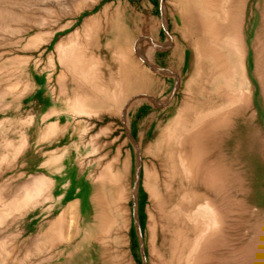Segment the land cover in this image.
I'll return each instance as SVG.
<instances>
[{"label": "rangeland", "instance_id": "374dc122", "mask_svg": "<svg viewBox=\"0 0 264 264\" xmlns=\"http://www.w3.org/2000/svg\"><path fill=\"white\" fill-rule=\"evenodd\" d=\"M82 1L85 4L81 3ZM78 3L81 4L77 6ZM93 4H96L94 10L84 11L77 16L79 9ZM124 5L125 0H0V14H3L2 17L0 16V212L4 216L11 210V214L0 217V243L2 241L0 264H88L89 248L83 241L86 232L84 219L89 215L87 210L96 189L99 195L107 191L105 196H110L113 182L109 171L121 170L123 179L126 178L127 182L125 149L121 153L118 152V147L124 140L122 131L116 126V117L103 106V102L101 105H95L97 110L91 115H78L66 106L64 94L67 90L63 89L58 81L62 69L55 47L61 38L77 30H84V21L89 17L99 15L101 35L113 33L112 29L118 30L120 19L115 13L118 9L121 12ZM128 5L137 15L145 13L146 17L158 24V28L162 27L161 24L166 25V28H161L158 52H155L154 58H152V52H149L147 58L149 55L153 63H156L163 71V73H156L157 79L161 83L165 79L170 84L165 95L159 97L157 101L171 95L169 102L177 103L181 97L189 95L188 92L186 94L189 79L186 74L188 58H184L185 63L179 85L175 83L174 77H164L163 74L168 71L166 59L171 56L174 48L178 49V54L183 58L185 54L188 55V50L183 52L184 46L194 48V44L198 41L202 50L209 47L207 38L203 35V28H200V20H197L195 14L192 18L191 12H187L188 16L187 13L183 14L175 0H128ZM142 5H149L150 12ZM116 6L118 8H115ZM226 6L227 20L217 25L224 30L225 34L231 32L239 43L241 51L238 70L234 72L233 67H229L231 65V60L227 58L230 54L229 48L220 50L226 56L225 60L228 59V63L225 64L228 66H226L228 74L226 78L228 77L229 83L225 81V84H222V92L219 93L212 88L215 84L211 82L215 81L218 70L207 68L209 62L204 60L206 50L202 52L201 63L205 69L202 77L205 80L197 87L192 86L195 91L193 95L196 100L205 104L207 109L213 110L221 123L216 131L209 133L207 130L202 134L203 147L205 146L204 169L202 168L200 172L202 177L198 175L200 178L197 177V180L178 182L177 188L171 189L168 193L165 192V197L170 194L169 197L174 196L175 199L188 194L189 199L197 201L194 200L196 205L209 203V201L210 204H217L216 209L220 213L223 224L217 238L218 242L216 241L217 244L211 250H207L208 255L206 254L203 264H264V0H230V4ZM189 17L197 22H190ZM71 23L74 24L65 31H59L60 28ZM53 34H55L53 42L47 45V41ZM41 38L44 41L41 42ZM92 42L94 47L105 53L102 48L103 40L100 42L101 45H98V41L97 44L94 40ZM167 42L171 43L169 47ZM29 43L34 45L30 46ZM51 58H53L52 61ZM101 67L105 72V67L103 65ZM206 77L210 79L211 87L204 83ZM202 87L205 89L203 97L199 93ZM229 97L233 98L231 105L226 102ZM98 100L102 101V98ZM163 108L165 107L154 109L145 105L139 110L133 122L132 129L136 143H138L139 132L145 129L147 134L138 154L133 148L131 149L132 168L131 175L128 176V179L130 177L134 180L140 157L143 168H141L140 182L142 183L138 209L140 231L134 222L131 234V253L137 264H158L156 252L153 251H157V248L159 250L162 235H157L154 245L146 236L148 212L153 213L154 205L150 202L142 180L145 177L146 167L152 174L154 169L159 170V163L150 154L149 149L153 143L151 137L153 130L156 129L160 120V117L154 120L152 115L162 113ZM174 110L175 106H172L169 113L172 114ZM43 115L48 118L45 116V119ZM54 122L59 125L58 133L48 138L50 141L48 144H44V138L41 135L51 124H55ZM97 134L100 135L97 136ZM78 135L83 138L82 153H90L91 157H83L81 168L74 170L72 146L73 141L78 139ZM97 145L100 146L99 152ZM114 149L118 153L117 156L119 155L116 158ZM103 154H106V157L97 164L95 160H99L101 156H104ZM112 159H118V161L113 162ZM109 160H112L111 163ZM88 161L91 162L90 165ZM104 164L106 167L103 166ZM109 164L112 165L111 170L107 168ZM106 172L109 173L106 174ZM103 173L104 178H107V180L104 179L105 183L103 179L100 181L95 178L97 176L99 178ZM152 177L155 176L152 175ZM41 179L45 181V187H47L45 196L31 202L32 204L30 203L26 209L14 212L9 207L11 202H17V199L20 201L26 192L25 188L30 191L34 188L35 182ZM211 181L217 183L213 184ZM210 184L215 189L212 190ZM75 200H79L81 204L79 219L82 220L80 226L83 227V231H80L77 238L73 237L77 223L71 216H67L65 227L63 226L61 232L63 239L55 240L51 244L50 242L55 239L54 236L57 239L58 233L52 234L48 230L51 228L49 226H52L55 218H58L63 205ZM133 205L134 203L131 202L132 207ZM3 211L5 212L2 213ZM45 230L47 234H44ZM151 247H154L153 251L149 249ZM106 248H109L107 250L109 253L106 251L104 256L98 255V264H120L121 261L117 255L111 252L113 251L111 245ZM121 260L126 263L125 259Z\"/></svg>", "mask_w": 264, "mask_h": 264}, {"label": "bare ground", "instance_id": "6f19581e", "mask_svg": "<svg viewBox=\"0 0 264 264\" xmlns=\"http://www.w3.org/2000/svg\"><path fill=\"white\" fill-rule=\"evenodd\" d=\"M175 2L179 4L183 14L191 12L192 18L193 14H195L197 20H200V28H203V35L207 38L208 45L210 47L209 48L206 46L208 49L204 48L202 50L200 44L198 43L199 41L197 42V44H194V42H192L196 47L194 46V48H191L188 45L184 46L183 52L185 53V51L188 50V55L185 54V56L182 58L178 54V49L174 48L172 50L171 56L166 59L168 71L163 75L164 77L167 76L169 78L171 76L174 77L176 81L175 83L179 85L182 78L181 75L183 72L185 59L188 58V60H186V63L188 64V71L186 72V74L188 75L189 79L187 81L188 84L186 94L188 92L189 97H181L177 101V103L174 102L172 104L173 101L169 102L168 99L172 97L171 95L165 97L164 99L161 98V101H157L159 97L165 95L170 87V84L165 79H160L163 81L162 83L157 79L156 73H163V71L156 65V63H153V59H150L149 55L147 58V54L149 52H152V58H154L155 52L157 51L159 43L161 42V28H166V25L161 24L162 27L158 28V24H155L149 17H146L144 15L145 13L137 15L135 11H133L132 8L128 5V0H125V5L123 9L121 8V12L120 9H118V12L115 11V14H118V18L120 19V26L118 27V30L113 31L112 29L111 32L113 33H105L102 34V36L99 30V15L89 17V19L84 21V30H77L75 31V33L69 34L65 38H61L58 45L55 47L58 55L57 58L62 69L58 77V81L63 86V89L66 88L67 90H65V96L63 95L64 100L66 101V106H68L69 110H74V112L78 115H91L92 113L96 112L95 110H97V107L95 105H101L103 102V106L107 108V110L112 113L113 116L116 117V126L122 131V139L124 140L123 144L118 147V152L121 153V151L125 149L127 182L125 181L126 178L123 179L124 176L122 175V171L119 169H116L117 171H112L110 168L112 165L109 164L110 166H107V168L109 167L108 169L111 170L109 172L110 177L112 176L113 182L110 196H105V193L107 191L105 193L102 192V195H99L97 189L95 190V193L92 194V196L90 195V207L87 210V212H89V215H87L84 219V221H86V225H84L86 226V232L85 236L83 237V241L88 244L89 248L88 264H98V255L102 254L104 256L106 251L109 250V248H106L107 246L109 247V245H111V247L113 248V251H111L112 249L110 251L114 252L121 262V259L126 260V263L120 262V264H137L135 258L132 257L131 253V234L134 222L137 229L140 231L138 209L140 184L142 183L140 182L142 167L139 155L138 163L136 166L137 168L135 169L136 175L134 180L132 178V181L130 177L128 179V176L131 175L132 168L131 149L133 148L138 154L147 135L145 132L146 130L143 129L141 132H139L140 134L138 143H136L132 129L134 119L136 118L139 110L145 105L151 106L154 109H157L161 106L165 107L163 108L162 113H153L154 115H152L153 119L160 117L156 129L153 130V134L151 136L153 138V143H151V147L149 149L150 154H152L154 156V159L159 163V170H155L153 168L154 173L152 174L146 167L145 177L142 180L144 182V189L146 192H148L150 202H152L151 204L154 205L153 213H151L150 211L148 212L149 219L147 222L146 236L151 239V243H153L154 245L157 240V235H162L160 244L161 248L159 247L158 250V248L156 247L157 251L152 250V248L154 247H151L149 249H151L153 252H156L158 264H203V261H205V256L207 257L208 255V253H206L207 250H211V248L215 247V245L217 244L216 241L223 224L220 213L216 209L217 204H210L211 202L209 201V203L196 205L195 203L197 201L195 199H189L188 194H184L182 197L174 199V196L169 197L170 194L168 197H165V192L168 193L171 189L177 188L176 186L180 182H187L190 180L194 181V179H196L198 175L201 176L200 172L203 168L205 147H203L202 143V134L207 130L209 131V133L216 131L221 123V121H219L220 119H218L214 115V111L210 110V108L207 109L205 104H202L201 101L196 100L195 96L193 95L195 94V91L192 86L197 87L199 84H202L203 80H205L202 77V73L204 74L205 72L204 66H202L201 63L202 52L206 50L205 55H203L205 56L204 60L209 62L207 63V68L210 70L213 68H217L218 70L215 81L211 82L215 84V87L212 88L221 93L222 84H225V81H227L226 83H229L227 79L228 77L226 78V76L228 75V66L225 63L228 59H230L231 65L229 67H233L234 72L235 70L237 71L239 66L241 48L239 47L237 39L231 32V34H225L223 32L224 30L220 29L217 25L218 23L225 22L227 20L226 5L230 4V0H175ZM81 3H83V1ZM80 4L78 3L77 6H79ZM83 4H85V2ZM95 6L96 4L88 6L86 5L81 9L78 8L79 10L77 9V16H79L84 11L94 10ZM142 6L145 10L150 12L151 7L149 5ZM115 8H118V6H116ZM1 15L3 14H0V16ZM196 17L194 18L196 19ZM188 20L190 22H194V19L191 20V17H189ZM73 24L74 23L68 24L63 28H60L61 30L59 31L63 32ZM192 26L195 27L196 25ZM54 36L55 34H53L52 37L47 41V45H50L53 42ZM101 39L103 40L102 48L105 50V53H103L102 50L99 51L96 46H93V40L94 42H96V44L98 41V45H101ZM36 40L39 39L36 38ZM42 40L43 38H41V42ZM200 43H202L201 40ZM29 44H31L30 46L34 45L33 43ZM170 44L171 43L167 42L168 47ZM225 47H228L230 52L227 60H225L226 56L224 55V53L222 54V52L220 51ZM150 48H152L151 51ZM52 59L53 58H51V61ZM101 65L105 67V72L102 71ZM231 73L232 72L230 71V74ZM209 80L210 79L206 77V82L204 83H206V85L209 84ZM211 82L210 84H212ZM204 90V87H202L199 91V93L202 94V97L204 96ZM100 98H102V101L98 100ZM229 98L226 100V102L231 105V103H233V98ZM172 106H175V110L172 114H170L169 109H171ZM211 109L213 108L211 107ZM215 111L218 112V110ZM49 114H51V112ZM44 117L42 118L44 119ZM46 117L48 118V116ZM58 129L59 125L55 123L51 124L45 131H43L44 133L43 135H41V137L44 138V144H48V142H50L48 138L55 136L58 133ZM99 135L97 134V136ZM82 140L83 138L78 135V139L73 141L72 149L74 150V170H79L81 168V159L83 157H91L90 153H82ZM90 141H92V139H90ZM94 143H96L95 140ZM104 146L105 145H103V147ZM97 147L99 152L100 146L97 145ZM114 152H116V150ZM94 153H92V155ZM117 154L118 153L116 152V154L114 155L115 158ZM103 155L104 156H101L99 160H95L97 164H100V160L106 157V154ZM112 160H109V163H111ZM115 160L118 161V159H114L113 162ZM90 163L91 162H89L88 165H90ZM103 166H105V164ZM206 169L205 171H207ZM109 172H106V174ZM209 172L211 173V171ZM152 175L155 177H152ZM104 176L105 174L103 173L99 176V178L98 176L95 178L100 179V181L103 179L104 182ZM110 177L109 181H111ZM105 180H107V178ZM211 182L213 183L214 181ZM212 186L213 185H211V189H215V187L212 188ZM33 187L34 188H31L30 191L26 190L25 188L26 192L25 194H23V198H21L20 201L19 199H17V202H11L9 207L12 208L14 212H20V210H23L24 208L26 209V207L30 206L29 204L31 202L36 201L38 198H43L45 196V193H47L45 181L42 179L37 180L35 182V186ZM208 187L210 188L209 184ZM214 192L216 191L214 190ZM214 192L213 194H215ZM195 197L196 196H194V198ZM131 202L134 203V207L131 206ZM80 206L81 204L79 200L71 201L66 205H63V209L60 215L58 214V218H55L52 226H49V228L51 227L50 229L47 228L52 234L58 233L57 239L56 236H54L55 239L50 242L51 244L54 243L53 241L55 240L63 239L61 232L65 227L64 223L67 216H71V218L77 223L73 234V237L77 238L78 234L83 228L80 226L82 224V220L79 219ZM9 211L11 212V210ZM4 212L5 211H3L2 213ZM10 212H8L7 214H11ZM7 214L3 216L0 212V217H5L7 216ZM45 231L46 233L44 234H47V230ZM80 244L82 245L83 242L81 241ZM2 248L5 249L4 247ZM74 249H76V246H74ZM107 252L109 253V251ZM1 255H3V253ZM153 255H155V253Z\"/></svg>", "mask_w": 264, "mask_h": 264}]
</instances>
